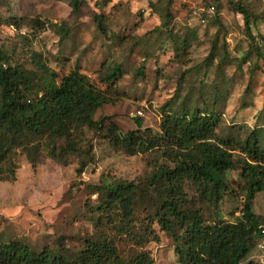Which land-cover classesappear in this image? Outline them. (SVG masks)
Masks as SVG:
<instances>
[{"label":"rangeland","instance_id":"rangeland-1","mask_svg":"<svg viewBox=\"0 0 264 264\" xmlns=\"http://www.w3.org/2000/svg\"><path fill=\"white\" fill-rule=\"evenodd\" d=\"M70 2L0 0V50L12 66L32 73L37 89L44 79L59 83L78 67L110 99L95 115L102 129L80 131L81 153L68 164L42 155L33 167L25 152L16 151V179L0 181V244L19 241L36 252L49 248L75 259L88 240L108 238L126 264L143 253L152 264H181L173 233L163 231L156 217L163 187L150 180L159 163L170 162L160 151L131 155L115 147L108 129L158 133L170 102L176 113L199 108L221 115L218 137L233 144L264 130V0H234L248 7L250 31L231 0H81L78 11ZM115 65L123 73L110 85L100 75ZM84 155L90 163L78 175ZM234 157L244 158L239 151ZM240 171L238 164L229 173L219 216L192 184L186 207L200 210L207 223L237 221L245 185ZM102 178L138 187L128 233L100 207ZM253 209L264 218V191ZM174 229L183 232L179 224ZM262 244L255 238L242 264H264Z\"/></svg>","mask_w":264,"mask_h":264},{"label":"trees","instance_id":"trees-1","mask_svg":"<svg viewBox=\"0 0 264 264\" xmlns=\"http://www.w3.org/2000/svg\"><path fill=\"white\" fill-rule=\"evenodd\" d=\"M70 1L73 10L78 11L81 0ZM231 3L244 16L250 31L248 7L234 0ZM99 29L104 32L102 18H99ZM122 73V67L115 65L108 66L100 76L112 85ZM31 75L21 66H12L9 57L0 50V181L16 179L18 149L26 153L33 167L42 155L68 164L81 153L80 131L102 129V122L95 120V115L110 102L106 91L78 67L59 83L44 79L40 89L35 87ZM221 119V115L199 108L176 113L169 102L163 106L158 133L145 130L139 135L123 134L116 126L108 129L115 147L125 148L131 155L160 151L162 158L170 162L159 163L150 180L163 187L158 193L160 205L156 217L163 231L173 233L181 264H242L251 254L255 238H263L264 218L253 208L257 194L264 191V141L260 139L264 137V130H254L242 143L233 144L218 137ZM136 122L141 131L142 120L136 119ZM235 151L244 158L235 159ZM89 163L88 156L84 155L77 174L83 173ZM238 164L245 185L242 215L237 221L217 219L207 223L200 210L186 207V188L192 184L199 199L216 208L215 214L219 216V205L229 191V173ZM138 192L133 182L104 178L97 188L102 211L116 215L126 233L135 218ZM175 224L181 226L182 234L175 233ZM152 263L143 253L127 264ZM0 264L126 263L121 262L113 240L100 238L88 240L75 259L49 248L36 252L19 241L1 243Z\"/></svg>","mask_w":264,"mask_h":264},{"label":"built area","instance_id":"built-area-1","mask_svg":"<svg viewBox=\"0 0 264 264\" xmlns=\"http://www.w3.org/2000/svg\"><path fill=\"white\" fill-rule=\"evenodd\" d=\"M262 236H263V244L260 245V248L264 249V229H262Z\"/></svg>","mask_w":264,"mask_h":264}]
</instances>
